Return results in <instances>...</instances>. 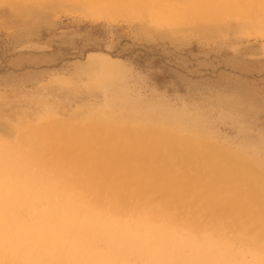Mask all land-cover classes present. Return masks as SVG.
<instances>
[{"label": "rangeland", "instance_id": "obj_1", "mask_svg": "<svg viewBox=\"0 0 264 264\" xmlns=\"http://www.w3.org/2000/svg\"><path fill=\"white\" fill-rule=\"evenodd\" d=\"M70 2H0V143L76 203L264 257V25Z\"/></svg>", "mask_w": 264, "mask_h": 264}, {"label": "bare ground", "instance_id": "obj_2", "mask_svg": "<svg viewBox=\"0 0 264 264\" xmlns=\"http://www.w3.org/2000/svg\"><path fill=\"white\" fill-rule=\"evenodd\" d=\"M32 1L47 3V0ZM0 2L13 3V0ZM88 2L91 10L95 9L97 13L94 15L98 16L148 14L156 22L169 24L220 23L224 19L235 18L264 25V0ZM88 56L94 57L95 54ZM114 62L109 59L103 63L105 71L109 72ZM7 148L0 143V264H130V256L138 258L139 264H231L234 259L228 248L219 247L210 239L200 244L192 235L178 237L166 225L114 219L116 216L103 208L93 209L86 202L76 203L70 194L59 191L55 178L50 179L52 163L39 162L32 157L24 160L19 150ZM99 243L105 245L104 253L97 250ZM263 259L261 255H254L250 262H246L264 264Z\"/></svg>", "mask_w": 264, "mask_h": 264}]
</instances>
